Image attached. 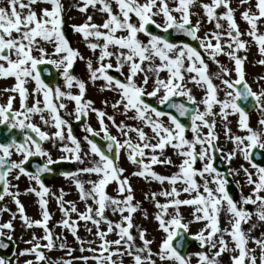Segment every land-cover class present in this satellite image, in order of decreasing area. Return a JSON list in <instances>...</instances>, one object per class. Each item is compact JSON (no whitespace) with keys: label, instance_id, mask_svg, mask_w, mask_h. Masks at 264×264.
Wrapping results in <instances>:
<instances>
[{"label":"snow or ice","instance_id":"snow-or-ice-1","mask_svg":"<svg viewBox=\"0 0 264 264\" xmlns=\"http://www.w3.org/2000/svg\"><path fill=\"white\" fill-rule=\"evenodd\" d=\"M80 2L82 6L78 7V11L87 13L91 7L106 16L100 24L95 23L93 17L89 15L84 23L72 26L75 32L82 35L90 50L93 52L99 50L96 67H93L90 59L87 61L89 79L92 81L102 79L105 81V88L117 91L120 99L112 104L113 109L122 106L126 117L132 112L130 119L140 121L144 127L151 130L152 136H148L144 127H133L123 121L117 124L114 116L96 109L91 100L85 99L86 84L71 71L75 61L83 59V56L65 37L64 6L61 0H27V3L25 0H6V6H0V78H15V85L4 91L18 93L20 100L19 109L13 107L15 96H9L6 103L0 104V125L7 128L4 134L7 139H0V201L7 196L12 197L26 226L42 227L45 231L42 239L47 241L44 245L35 243L20 253L35 256V261L28 260L25 264H40L46 260L42 248L51 250L55 246L54 233L48 226L51 214L48 211L46 196L50 189L45 185L43 175L51 173L53 171L51 166L59 161L54 160L50 152L44 148L46 141L61 142L60 150L68 155L61 156L60 160L69 159L84 164L85 157L89 155L98 157L90 166L82 167L76 172L61 173L75 181L81 200L90 199L96 205L95 208L88 205L84 212L78 213L80 220L91 221L97 227V235L101 239L99 250L87 249L93 252L91 257H80L85 264L89 259L94 260L96 264H124L125 255L132 258V264H157V259L161 264H192L193 256L197 264H219V258L228 251L238 252V255L231 256V264H257L255 249L247 247L249 236L242 228V224L248 223L253 216L264 222V195H261L264 193V167L252 164L256 169V180H253L252 173L244 169L248 183L253 185V191L249 196H242L238 204L227 190L228 181L224 174L214 167L217 151L215 141L218 137L214 131L216 122L211 117L215 115L214 105L220 106V115L224 120H227L228 110L239 114V127L245 130L247 135L230 136V139L234 140L237 149L249 162L252 160L253 149H264V119L259 121L261 130H254L249 125L247 112L237 103L238 100L247 101L251 97L254 107L264 112V91L257 93L251 89L243 71L246 58L237 55L239 51L247 50L248 42L242 38L245 35L251 38L258 46L260 54L264 55V33L259 30L260 23L264 22V0H255V11L251 0H239L240 5H247L240 13L241 19L248 25L246 33L241 32L231 0H210L208 3H200L207 22L213 23L215 28L214 31L205 33L203 38L198 35L201 21L197 20L193 24L191 19L194 14L192 9L199 0H80ZM38 3H46L51 7L43 8L38 13L33 7ZM113 3L116 5L115 11ZM221 9L223 11H220ZM156 17H160L162 22L157 23ZM222 21L226 22V28ZM150 25L169 35L153 33ZM172 32L182 33L198 41L199 49H203L208 59L213 62H216V57L221 54L228 55L234 60L238 78L234 81L229 79L221 81L229 89L223 100L217 97L218 89L208 74L209 65L201 51L189 43L172 41L170 39ZM141 34L148 38L146 42L140 39ZM44 44L53 45L54 51L51 56ZM225 47L229 49L227 53L224 52ZM34 52H38L39 56L33 55ZM112 58H115V65L111 62ZM157 60L158 64L155 63ZM259 63L264 64V60H260ZM41 65H52L58 70L62 69L60 74L68 91L62 90L59 85L50 86L46 83L41 76ZM125 66L128 68V74L123 80L110 74V70L114 69L123 75ZM44 70L47 71L46 68ZM163 71L168 73L167 78H160ZM222 71L225 74L227 72L226 69ZM185 72L194 73L191 82L205 88V96L201 101L197 102L191 89L187 88ZM141 73L143 80L138 84L136 77ZM149 73L155 76L151 91L146 90ZM28 80L35 82V89L31 94L25 86ZM74 85L78 87V94L71 92ZM29 95L35 97L31 105L27 103ZM41 95L42 100L39 98ZM145 96L156 98L157 104L174 109L178 115L146 102ZM176 97L186 98L187 103L177 102L174 99ZM54 98L57 101L62 99L73 101L77 120L86 117L89 110L95 112L99 119L100 131L86 125L85 132L94 137H100L103 132L101 139L106 145H100L85 136L88 151L84 152L81 142L72 133L69 121L61 115L60 110L66 109L67 105L62 102L54 103ZM199 104L204 105L203 110ZM35 116H39L43 125L51 124L56 131L50 134L42 130L33 122ZM179 117H187L190 123L186 125ZM105 118L118 129L124 137L123 140L109 132ZM203 129H207V132L202 131ZM13 130H18V135ZM188 131H191L192 139L187 138ZM133 132L136 133V141L129 135ZM226 132L230 133L231 129H226ZM66 140L68 143H64ZM167 147L173 148L182 159L177 172L162 175L152 169L156 164H172V158L164 156ZM121 150L127 151L129 161L139 167V171L133 175L169 185L168 189L150 194L158 209L155 219L159 229L165 233L157 252H153L151 248L153 242L147 238L146 230H139L142 246H135L136 238L131 231L134 228L132 214L138 210L139 205L133 204L131 184L122 176L124 169L118 167L116 163ZM234 155L235 152L229 153L227 159L231 161ZM14 156L19 159H13ZM36 157L42 158L43 163L32 165L34 170H30L28 165ZM197 161L206 163L202 168H196ZM81 174L96 175L98 179L87 181L90 187L86 189L85 182L78 178ZM22 175L35 185L27 191L38 197L42 219L30 221L19 199L20 192L12 190L17 186L12 184L10 177L19 180ZM198 177L202 183L198 182ZM112 182L118 184V193L122 199L114 198L107 193L106 188ZM210 183L216 187H210ZM178 184L183 187L178 188ZM181 192L189 194L190 198L181 199ZM157 196L164 197L165 202H159ZM63 197L64 193L61 190L57 197L60 210L64 213L61 225L76 235L77 222L71 219V213H77V207L73 202H65ZM246 205H255L256 211L250 212L244 207ZM181 206H194L191 221H184L180 213ZM109 207L113 213L118 212L121 215V222L114 224L106 218L105 211ZM169 209H172L171 213ZM222 210L230 215L229 227L223 229L220 227ZM0 211H7V208ZM201 221L205 226L189 237L190 224ZM102 222L108 225L106 232L99 230ZM12 227L11 221L0 224V229ZM114 231L119 238L107 240L108 233ZM225 235L230 237L234 244L231 250ZM186 238L199 242L201 251L188 253ZM254 243L261 250L259 264H264V239H255ZM0 247L7 245L0 244ZM208 249L215 251L209 253ZM81 251L85 249L81 248ZM0 264H10V261L0 258ZM65 264H71V261Z\"/></svg>","mask_w":264,"mask_h":264},{"label":"rangeland","instance_id":"rangeland-1","mask_svg":"<svg viewBox=\"0 0 264 264\" xmlns=\"http://www.w3.org/2000/svg\"><path fill=\"white\" fill-rule=\"evenodd\" d=\"M64 6L63 12V26H66L69 30V34L65 37L68 39L70 45L74 49H78L80 54L83 56V59H77L74 63L72 74L75 75L78 79L83 80L86 84V92L85 99L91 100L93 102V107L99 109L100 111L105 112L109 116H114L117 124H120L123 121L127 125H131L133 127H144L138 120L130 119L133 115L132 112L127 114V117L123 114V107H119L117 109H113L112 104H114L117 100L120 99L119 93L117 91L108 90L105 88V81L102 79L92 81L89 79V70L87 67V61L90 59L92 61L93 67L97 66V58L99 55V50L93 52L87 47L85 40L82 35L75 32L73 30V25H80L87 20V17L91 15L93 17V21L97 24L103 22L106 18L105 14L99 12L96 9L89 7L87 13H83L78 11V7L82 6L80 0H61ZM210 0H199V3L192 9L193 15L191 17L193 24L196 23L197 20L201 21V29L198 35L203 38L205 33L214 31V24L208 23L207 18L204 15L202 8L199 6L200 3H208ZM27 3V0H25ZM253 11H255L254 4L255 0H251ZM232 7L235 9L237 23L241 29V32L246 33L248 30V25L245 21L241 19L240 13L244 10L247 5H240L239 0H231ZM0 6H6V0H0ZM34 10L38 13L43 8H50L51 6L46 3H38L33 6ZM99 7V6H98ZM113 9L116 10V5L113 3ZM220 11H223L221 9ZM26 14V12H25ZM157 23H161V18L156 17ZM225 24V28L227 27L226 22L222 21ZM259 30L261 33H264V22H261L259 25ZM244 40L248 42L247 50H241L237 53L238 56L244 59L243 63V71L245 74V80L249 83L252 90L259 93L264 91V64H260V60H264V55H261L258 49V46L251 40L247 35L242 37ZM140 39L143 41H147V37L143 34L140 35ZM95 42V41H93ZM215 42V41H213ZM102 43V41H100ZM49 55L54 51L52 44H44L43 45ZM114 50V49H113ZM229 51L228 48L225 47L224 52L227 53ZM202 55L205 58L206 63H208V74L212 77L213 83L216 85L218 92L217 97L220 100L225 98V93L229 91L225 85L221 83L223 79L236 80L237 73L235 71V62L231 60L228 55L221 54L216 57V62H213L208 59L207 54L201 50ZM33 55L39 56L38 52H34ZM56 59L57 57H52ZM111 62L115 65V58H112ZM155 63H159V61H155ZM146 66V65H145ZM222 69H226V74L222 71ZM60 73L62 69L58 70ZM115 73L119 76L121 80L128 74V68L125 66L123 69V75L115 72V70H110V74ZM195 75L189 74L185 72V84L187 88L191 89L192 94L195 96L197 102L201 101L205 96V88L199 85H196L191 82V76ZM168 73L163 71L160 73V78H167ZM143 80V73L138 74L136 77V82L141 84ZM155 80V76L152 73H149V82L146 85V90L151 91L153 87V83ZM64 91H68L65 87V81L60 75L59 83L57 84ZM14 86L13 82L6 81L3 82L2 87L0 88V98L3 99V102L6 103V99L10 92L4 91L6 88H12ZM28 90H30V94L33 93L35 89V84L27 83L25 85ZM103 89V90H102ZM78 87L75 85L71 89L73 94H78ZM12 93V92H11ZM34 95H29L27 103L31 105L34 100ZM41 100L43 99L42 95L39 97ZM186 99V98H184ZM54 103H64L67 105L66 109H61V115L69 121L72 133L77 139L81 142V148L84 152L88 151V145L84 140L85 136L91 138V134L85 132V126L90 125L96 131H100L99 119L95 112L91 110L88 111V115L86 117H82L81 120H77L75 116V105L73 101L68 99L55 100ZM106 102V103H105ZM3 103V104H4ZM201 110L204 109L203 104H199ZM229 114L227 116V120H224L220 115V106L214 105L213 112L214 116L211 117L212 120H215V134L218 139L215 141L217 146L216 153L220 154L224 163L228 168V172L233 181V184L236 188L235 194L232 196L235 201L238 202L241 200L242 196H249L252 194L253 185L248 183L247 175L244 169H247L248 172L252 173L253 180L257 179L256 169L252 167V162H249L244 158L242 152L237 149V145L234 140L230 139V136H246L247 132L239 127V114L232 113L231 110H228ZM71 113V115H69ZM47 116V113H45ZM248 115L249 125L254 130H261V125L259 121L264 119V112L260 111L256 108ZM33 122L37 123L42 130L49 132L50 134L55 132L56 129L49 124L45 126L40 122L39 116L33 117ZM165 122L167 120L165 118ZM105 123L108 125V130L112 135L117 136L118 139L123 140L124 137L118 131L116 127L112 125L110 121L105 118ZM226 129H231L230 133L226 132ZM145 132L149 137L152 136V132L149 128L144 127ZM202 131L207 132V129H203ZM67 134V129H65V135ZM133 141H136V133L129 134ZM188 139H192L191 131L186 133ZM101 136H103L101 132ZM155 142V141H153ZM64 143H68L67 140ZM247 143V141H246ZM44 148L47 149L52 158L57 161H69L72 163L73 171L76 172L78 169L90 166L91 162L98 159L95 156H87L85 157V163L80 164L74 162L69 159L60 160L61 156H67V153H63L60 150L61 142L59 141H46L44 142ZM71 146V145H70ZM197 150H199V146H197ZM147 151V150H146ZM235 152V155L232 156L231 161L227 159L229 153ZM164 156L172 158L171 165L165 164H156L153 166L154 171L162 175H171L178 171V165L181 162L182 157L176 154V151L167 147L164 151ZM163 158V157H162ZM13 159H19V157L14 156ZM147 162V161H146ZM118 167L123 168L124 172L122 174L123 177H126L133 189V204H138V210L132 214L133 216V224L134 228L131 230L135 239V246L141 247L142 242L139 239V230H146L147 238L151 240L153 243L151 248L153 252H157L159 250V245L162 239L165 237V233H163L159 229L158 222L155 219V215L158 211L156 208L155 202L150 198V194L152 192L159 193L164 189H168L169 185L167 183L160 184L159 182L152 180L151 178L145 179L144 177H140L137 175H133V173L139 171V167L136 164H133L128 159V153L125 150H121L119 154V159L116 161ZM206 161H197L195 167L202 168L203 164ZM261 167H264L261 166ZM80 180L85 182V188H89L90 185L87 183L89 180H96L98 177L96 175H88L81 174L78 177ZM13 185H16V188H13V191H19L20 196L19 199L21 203L24 205L25 214L29 217L30 221H34L37 219H42L41 209L38 203V197L32 193L27 191L31 187H35L34 183L30 181L26 176H20L19 180H16L10 177ZM198 182L202 183L201 178H197ZM211 180V177H209ZM45 185L50 189V193L46 196L48 200V211L51 214V219L48 222L49 229L54 233V247L51 250L47 248H42L44 255L46 257L45 261L40 262V264H65L67 261H71V264H85V261L80 259V257H91L93 252L88 251L87 249H97L99 250V245L101 244V239L97 235V227L91 221L80 220L78 213H82L86 210L88 205H91L93 208L96 205L92 200L83 201L80 199L79 190L76 188L75 181L70 177H65L60 174L54 177L52 180H46ZM210 187L215 188V184L209 185ZM178 188H182V185H177ZM61 190L64 193V201L65 202H73L77 207V213H71V219L76 221V235H73L72 231L68 228H64L61 225V221L64 218V213L61 212L60 206L57 203V197L60 195ZM107 193L110 196H113L117 199H122L123 197L118 193V184L116 182L110 183L106 188ZM194 195V194H193ZM264 195V193H261ZM148 197V198H146ZM181 199L190 198L189 194L181 192ZM157 200L159 202L164 203L165 198L162 196H157ZM67 206V203L66 205ZM246 207L250 212L256 211L255 205H246ZM7 208V211H0V224L7 223L11 221L13 227L12 229H0V236L3 235L7 240H10L14 243V251L8 256L4 258L0 255V258H4L7 261H10V264H25L28 260L35 261L34 254L29 255H20L25 249L31 248L35 243H40L44 245L47 241L42 238L45 235V231L42 227L33 226L31 228L27 227L24 221L21 219V215L18 211L17 205L14 203L12 197L7 196L4 200L0 201V210ZM226 208V205H225ZM169 212H172V209H169ZM194 212V206H181L180 213L184 218L185 222L191 221L193 219L192 213ZM127 215V213H124ZM105 216L108 220H111L114 224L121 222V215L117 213H113L111 207L107 208L105 211ZM230 215L222 210L220 214V227L228 228ZM255 225L253 228L252 226ZM204 222H197L190 224L189 233L194 234L200 231L203 228ZM108 225L106 223H101L99 226L100 231H107ZM242 228L249 236V243L247 247L249 249H255L254 254L257 256V264H259V257L261 254L260 248L254 243L255 239H264V222L258 221V219L253 216L252 219L245 224H242ZM77 236L79 240H77ZM35 237L36 239H33ZM118 235L116 231L108 233L106 239L109 241L118 239ZM225 239L228 240V247L231 250L234 248V244L232 243L230 237L225 235ZM61 245H64L62 248ZM81 248L85 249V251H81ZM123 250V249H121ZM198 251H201L199 242L192 245L188 249V253L194 254ZM209 253L214 252V249H208ZM238 255V252L228 251L224 253L219 258V264H231V256ZM114 259H117L114 257ZM155 259V257H154ZM124 264H132V258L125 255L123 257ZM86 264H96V262L92 259H89ZM157 264H161V262L157 259ZM192 264H197L195 256H193Z\"/></svg>","mask_w":264,"mask_h":264},{"label":"water","instance_id":"water-1","mask_svg":"<svg viewBox=\"0 0 264 264\" xmlns=\"http://www.w3.org/2000/svg\"><path fill=\"white\" fill-rule=\"evenodd\" d=\"M150 27V30L153 32V33H156V34H161V35H169V34H166V33H161L158 29H156L154 26H149ZM171 31V30H170ZM170 39L174 42H184V43H189L190 45L194 46V47H197L199 49V42L198 41H194L192 40L190 37H187L185 36L184 34L182 33H174L172 32L171 35H170ZM200 50V49H199ZM46 72L47 71H44L43 70V74L45 75V78L46 77H49L51 76V74H47ZM47 74V75H46ZM55 72L53 71V76ZM237 87H240V86H237ZM145 101L148 102V103H151L153 106H156L162 110H167V111H171L173 112V114H176L178 115L174 109H167L165 105H159L157 104L156 102V99L153 98V97H144ZM176 99L177 102H184V103H187L186 100H184L183 98L181 97H176L174 98ZM237 103L245 109V111L248 113L250 112L251 110L254 109V101L252 100V98L250 97L247 101H244V100H238ZM189 107H191V105H189ZM179 119L185 123L186 125H188L190 123L189 119L187 117H179ZM5 129H0V139H7V137L4 135L6 132H7V129H6V126H4ZM98 144L100 145H106V142L103 141L101 142V140H99L98 137H94V139ZM252 160L257 164V165H262L264 164V150H260L258 148L256 149H253V154H252ZM39 163H43L42 161L40 160H31L28 167L30 170H34L32 168V165H35V164H39ZM53 171L51 173H46L43 175V179L45 178H52L54 177L56 174L58 173H61V172H68L70 171V167L65 165V164H58V165H55V166H51ZM215 167L221 171L225 178L227 179L228 181V184H227V189L229 191V194L230 195H233L235 193V188L233 187L232 185V181L230 180L228 174H227V169H226V166L223 165L222 163V160L220 159L219 156L216 157L215 159ZM194 240L193 239H190V238H186L185 240V243H186V249L187 247L193 243ZM0 244H4V245H7V247H0V254L7 257L11 254L13 248H14V245L12 242H8L4 239V237H1L0 238Z\"/></svg>","mask_w":264,"mask_h":264},{"label":"flooded vegetation","instance_id":"flooded-vegetation-1","mask_svg":"<svg viewBox=\"0 0 264 264\" xmlns=\"http://www.w3.org/2000/svg\"><path fill=\"white\" fill-rule=\"evenodd\" d=\"M6 81H11V82H13V84L15 85V83H16V80H15V78L14 77H8V78H0V88L2 87V85H3V82H6ZM33 82L34 81H32V80H28V84L29 83H31V84H33ZM26 83V84H27ZM29 91V93H30V90H28ZM9 96H15L16 97V99L13 101V107L15 108V109H19L20 108V100H19V95H18V93H9L8 94V97ZM8 97H7V99H8ZM6 99V100H7ZM4 102H3V99H1L0 98V104H3Z\"/></svg>","mask_w":264,"mask_h":264}]
</instances>
